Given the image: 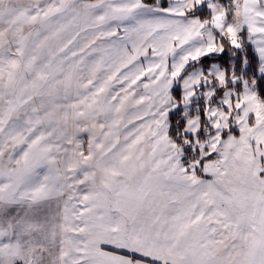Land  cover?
<instances>
[{
	"label": "snow or ice",
	"instance_id": "snow-or-ice-1",
	"mask_svg": "<svg viewBox=\"0 0 264 264\" xmlns=\"http://www.w3.org/2000/svg\"><path fill=\"white\" fill-rule=\"evenodd\" d=\"M0 264H264V0H0Z\"/></svg>",
	"mask_w": 264,
	"mask_h": 264
}]
</instances>
